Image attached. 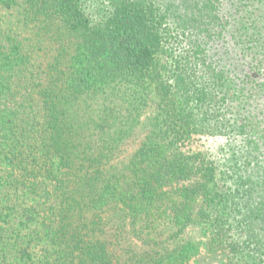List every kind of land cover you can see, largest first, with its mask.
<instances>
[{
	"label": "trees",
	"instance_id": "16d2710c",
	"mask_svg": "<svg viewBox=\"0 0 264 264\" xmlns=\"http://www.w3.org/2000/svg\"><path fill=\"white\" fill-rule=\"evenodd\" d=\"M263 132L264 0H0V264H264Z\"/></svg>",
	"mask_w": 264,
	"mask_h": 264
},
{
	"label": "rangeland",
	"instance_id": "374dc122",
	"mask_svg": "<svg viewBox=\"0 0 264 264\" xmlns=\"http://www.w3.org/2000/svg\"><path fill=\"white\" fill-rule=\"evenodd\" d=\"M262 134H264V132ZM214 140L213 139H203V140H200L199 143L206 144V146H210ZM223 258H224L223 255L207 254L205 252H201L199 256L194 257L190 261V264H221L223 261Z\"/></svg>",
	"mask_w": 264,
	"mask_h": 264
}]
</instances>
